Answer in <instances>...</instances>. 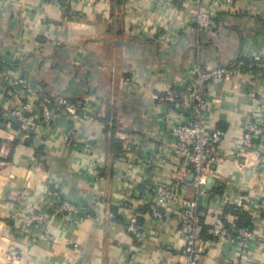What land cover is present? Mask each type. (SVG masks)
Here are the masks:
<instances>
[{"label":"crops","instance_id":"1","mask_svg":"<svg viewBox=\"0 0 264 264\" xmlns=\"http://www.w3.org/2000/svg\"><path fill=\"white\" fill-rule=\"evenodd\" d=\"M203 3L214 18L209 31L191 21L187 0H0V264H183L181 214L195 196L184 184L191 167L169 152L168 129L186 120L177 105L189 72L264 51V0ZM206 92L205 124L223 136L196 198L198 264H264L263 216L253 217L264 198V145L254 137L250 153L238 151L245 125L264 123V74L244 68L210 81ZM53 97L83 111H60L48 126L39 108ZM19 105L39 118L31 136L3 117ZM157 183L176 186L178 198L161 208L163 220L140 216L138 243L121 203ZM49 192L79 214L51 212ZM229 208L250 218L255 238L246 245L235 240ZM43 209L41 224L18 222ZM216 219L227 228L224 239L208 233Z\"/></svg>","mask_w":264,"mask_h":264},{"label":"built area","instance_id":"2","mask_svg":"<svg viewBox=\"0 0 264 264\" xmlns=\"http://www.w3.org/2000/svg\"><path fill=\"white\" fill-rule=\"evenodd\" d=\"M133 3L134 0H128ZM190 4V19L201 31H209L214 27L213 14L208 11L203 3V0H187ZM241 0H223V3L233 4ZM244 68H257L264 74V51L255 53L248 62L238 60L233 66H221L216 68H204L200 64H196L191 71L190 81L185 85L181 94V101L177 105L178 110L185 114L186 120L178 122L169 127V133L172 137L171 148L169 152L174 159L186 163L191 167V175L184 184L191 188L194 198L185 203V208L181 214V219L185 226L183 234V264H198L197 253L201 245V231L203 221L197 211V196L203 195L205 192L204 183L207 171L210 172L215 165V158L211 156L212 151L220 143L223 133L217 129H209L205 124L204 106L207 100L206 86L210 81L229 80L232 75L237 74ZM1 73V69H0ZM15 84L25 86L23 80L15 81ZM40 120L50 126L56 114L60 111L76 116L83 111V107L71 101L66 97H53L45 100L40 105ZM4 119L10 120L18 126V130L26 135H30L38 124V117L28 113L26 106L19 105L5 111ZM68 136V134H67ZM254 137H258L264 145V123L259 121L248 122L240 139L238 148L240 155L250 153L255 148ZM139 196L138 199L129 195L122 200L121 207L126 214L125 228L135 241L142 242V225L139 223V209L144 205L151 203L149 206L151 218L154 220H163L164 214L161 208L167 203L177 200L178 193L176 186L172 184L157 183L148 185L146 191L136 190ZM145 194V195H144ZM146 194L153 201L146 198ZM50 199L48 209L51 212H56L63 219L71 220L79 214L77 207L69 201L62 198L56 192H49ZM52 201V203H51ZM258 211L253 215L257 220L258 213L262 215L264 222V198L257 202ZM237 206L241 207L242 202L238 201ZM47 209H43L38 213L21 215L18 217V222L24 227L41 224L47 216ZM235 228L236 225H231ZM237 234L235 240L238 243L246 245L255 238L253 230L236 228ZM210 233L216 239H224L227 237V228L225 224L216 219L213 225L209 228ZM75 250H79V244L74 243Z\"/></svg>","mask_w":264,"mask_h":264},{"label":"trees","instance_id":"3","mask_svg":"<svg viewBox=\"0 0 264 264\" xmlns=\"http://www.w3.org/2000/svg\"><path fill=\"white\" fill-rule=\"evenodd\" d=\"M117 4H119L121 2V0H116ZM181 99V97H180ZM107 119V118H106ZM106 121V127L110 129L111 133L113 132V126H109L108 125V121ZM15 125V124H14ZM17 128L18 126L15 125ZM30 136H31V133H30ZM151 203H148V204H144L140 209V215H142L143 213H148L150 211L149 209V206H150ZM229 209H232V208H229ZM232 214L236 217V221H235V228H243V229H246V230H252L251 228V222H250V218L247 214H245L244 212H242L241 210L239 209H232ZM140 218V217H139ZM125 222V221H124ZM140 223V221H139ZM202 232L203 230L201 231V238H202ZM236 236V234H235Z\"/></svg>","mask_w":264,"mask_h":264},{"label":"water","instance_id":"4","mask_svg":"<svg viewBox=\"0 0 264 264\" xmlns=\"http://www.w3.org/2000/svg\"><path fill=\"white\" fill-rule=\"evenodd\" d=\"M209 181H211V180H210V179H207V182H209ZM208 189H210V187H208ZM201 199H204L205 202L208 201V197H204V198H203V197H200V200H201Z\"/></svg>","mask_w":264,"mask_h":264}]
</instances>
